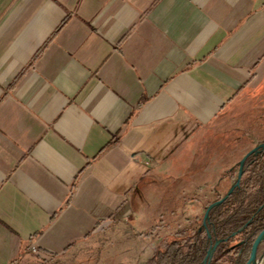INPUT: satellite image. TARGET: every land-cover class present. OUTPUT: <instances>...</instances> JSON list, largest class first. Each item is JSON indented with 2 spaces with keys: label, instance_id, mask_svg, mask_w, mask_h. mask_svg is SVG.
Segmentation results:
<instances>
[{
  "label": "crops",
  "instance_id": "0c3cea01",
  "mask_svg": "<svg viewBox=\"0 0 264 264\" xmlns=\"http://www.w3.org/2000/svg\"><path fill=\"white\" fill-rule=\"evenodd\" d=\"M237 120L264 122V0H0V264L151 225L241 161Z\"/></svg>",
  "mask_w": 264,
  "mask_h": 264
},
{
  "label": "trees",
  "instance_id": "16d2710c",
  "mask_svg": "<svg viewBox=\"0 0 264 264\" xmlns=\"http://www.w3.org/2000/svg\"><path fill=\"white\" fill-rule=\"evenodd\" d=\"M238 163L224 177L236 178L231 194L209 211L208 218L199 223L195 220L190 231L161 238L147 264H203L216 241L220 243L209 264H246L254 240L264 230V146L247 157L236 184ZM231 186L216 201L225 197Z\"/></svg>",
  "mask_w": 264,
  "mask_h": 264
},
{
  "label": "rangeland",
  "instance_id": "374dc122",
  "mask_svg": "<svg viewBox=\"0 0 264 264\" xmlns=\"http://www.w3.org/2000/svg\"><path fill=\"white\" fill-rule=\"evenodd\" d=\"M236 123H240V129L238 133L243 134V138L245 137L246 141H252V145L246 147V150L242 151V156H244L245 152L248 153L251 149L257 147L258 145L264 142V122H260L256 124V129L252 128L251 133L246 130V126L243 125L244 121H235ZM257 136V138H256ZM243 140V142L245 141ZM228 140V139H227ZM256 142V143H255ZM238 147L236 146H227L225 149L226 155L225 157V165L226 172L228 175L231 167L237 165L236 162H229V158L235 155L238 157L237 151ZM236 153V154H235ZM229 155V156H228ZM217 157V156H214ZM240 162V161H239ZM218 164H222L221 162L210 163L212 167H218ZM239 164V163H238ZM235 174V173H233ZM236 177V174L234 175ZM236 178H229L228 180L225 178H209V179H194V183L198 184L200 182H205L206 187L204 188L203 193H198L195 191L194 194L191 193H171L164 194L163 197L170 198L168 203L162 204V206H166L167 209L158 208L156 210L147 211L152 215L151 219H153L151 225H135V228L126 225H115L110 226L108 229L104 230L101 234L96 237H93V240H89L88 242H75V246L72 247V250L69 254L61 255L60 258H54L50 262L45 264H121L123 261V256L132 253L136 257L138 256L137 252L139 248L143 245L145 246L147 255L155 250V248L160 244V239L166 236V234H176L180 233L183 230H189L192 226L191 222L193 220H198V223L204 217V213L206 211L205 208H200L198 210L190 209L189 206L185 209H175V201L176 199H180L181 202L178 203L179 207L181 205L184 206V199L189 201L192 197L196 199L198 197H202L204 200V207L208 206V202H214L218 199V196H222L228 187L234 184ZM227 180V182H226ZM170 183H173L172 178L169 179ZM190 179L180 180L178 181V189L184 188L183 186H188V182ZM180 186V187H179ZM209 188V192L207 189ZM189 189V188H188ZM189 205V204H187ZM182 207V206H181ZM176 214V215H173ZM150 219V220H151ZM188 219V222L186 221ZM190 231V230H189ZM136 233V234H135ZM132 237L131 243H126L124 241L129 236ZM139 234V236H137ZM146 234H150V236H146ZM93 241V242H92ZM111 246H113L111 248ZM111 248V254L107 258L105 257L104 251ZM151 251V252H150ZM264 252V241L259 250V254ZM35 258V256H33ZM36 259V258H35ZM137 258L133 259L137 262ZM141 257L139 258V264H141ZM149 259H147L148 261ZM42 263V262H41ZM147 264V263H146Z\"/></svg>",
  "mask_w": 264,
  "mask_h": 264
},
{
  "label": "water",
  "instance_id": "95a60500",
  "mask_svg": "<svg viewBox=\"0 0 264 264\" xmlns=\"http://www.w3.org/2000/svg\"><path fill=\"white\" fill-rule=\"evenodd\" d=\"M263 146H264V143H262V144L258 145L257 147L251 149L241 159V161L239 162L238 179H237L236 184L238 183V180H239L240 176L242 175L243 166H244V163H245V160L247 159V157L249 155H251L252 153L256 152L258 150V148L263 147ZM234 186H235V184H233L231 186V188L229 189V191H228L227 195H225V197H223L222 199H220L218 201H215V202L211 203L209 206H207L206 211L204 213V218L205 219L208 218V213L214 206H216L217 204L221 203L223 200L226 199V197L229 194H231V192L234 189ZM263 241H264V230L261 231L258 234V236L256 237V239L254 240L252 248H251V251H250V255H249V258H248L246 264H258L257 261H258V259L260 257V255H259V247H260V245L262 244ZM219 243H220V241H216L215 244L213 245V247L208 251L206 258L203 261V264H209V262H210V260L212 258L213 252L215 251V249H216V247L218 246Z\"/></svg>",
  "mask_w": 264,
  "mask_h": 264
},
{
  "label": "built area",
  "instance_id": "2783aa9c",
  "mask_svg": "<svg viewBox=\"0 0 264 264\" xmlns=\"http://www.w3.org/2000/svg\"><path fill=\"white\" fill-rule=\"evenodd\" d=\"M263 243V242H262ZM262 245V244H261ZM260 257L258 259V264H264V252L262 254H259Z\"/></svg>",
  "mask_w": 264,
  "mask_h": 264
}]
</instances>
